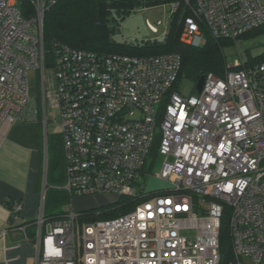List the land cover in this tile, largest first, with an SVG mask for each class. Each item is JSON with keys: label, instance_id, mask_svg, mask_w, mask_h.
Returning <instances> with one entry per match:
<instances>
[{"label": "built area", "instance_id": "built-area-1", "mask_svg": "<svg viewBox=\"0 0 264 264\" xmlns=\"http://www.w3.org/2000/svg\"><path fill=\"white\" fill-rule=\"evenodd\" d=\"M29 1L33 13L25 15L20 0H0V129L41 124L47 144L55 112L62 189L143 198L125 215L80 228L72 205L49 224L43 205L33 238L22 202L7 199L12 229L34 245L35 264H221L226 208L233 264H264V61L224 77L206 74L198 95L170 94L180 54H98L57 44L48 57L44 21L56 0ZM182 3L192 13L181 35L186 44H199L202 26L215 38L237 40L264 25V0ZM168 7L171 15L180 3ZM32 71L41 88L36 96ZM158 155L164 162L155 176L170 188L148 193L141 182L153 175Z\"/></svg>", "mask_w": 264, "mask_h": 264}, {"label": "trees", "instance_id": "trees-1", "mask_svg": "<svg viewBox=\"0 0 264 264\" xmlns=\"http://www.w3.org/2000/svg\"><path fill=\"white\" fill-rule=\"evenodd\" d=\"M180 3L179 13L170 15L168 31L162 42L149 41L145 44L120 43L115 40L117 27L120 21L126 20L138 10ZM20 6L25 15L33 13V5L29 0H20ZM190 10L183 6L182 0H56L45 15L44 24V47L49 57L57 44L81 50L91 51L98 54L122 53L132 56H158L169 53H178L181 56V70L178 80L170 90V94L178 90L180 83L187 81L196 89L197 82L202 76L213 73L217 77H224L225 71H240L264 61V53L254 59L241 60L238 66L228 67L223 47L244 40L252 33L264 30V25L244 34L237 40L215 38L209 30L202 26L205 44L203 46L186 44L181 41L184 20L191 16ZM118 23V26L115 25ZM168 99H164L160 113ZM160 117V121H161ZM41 126V124H39ZM43 137V133L41 134ZM161 136L157 139L151 150V155H157ZM48 181L46 188L44 218L46 224L53 223L65 218L67 211L64 206L70 204L71 195L59 186L65 183V158L63 151V139L59 134L48 135ZM145 199V198H144ZM143 198L133 200L122 196L120 200L98 212H85L77 216L76 225L81 227L85 223L98 220L113 219L130 212ZM229 211L223 219L220 231L221 264H233L231 239L228 231ZM24 224L33 228L31 238L36 233V221H28Z\"/></svg>", "mask_w": 264, "mask_h": 264}, {"label": "crops", "instance_id": "crops-1", "mask_svg": "<svg viewBox=\"0 0 264 264\" xmlns=\"http://www.w3.org/2000/svg\"><path fill=\"white\" fill-rule=\"evenodd\" d=\"M48 159V145L44 141L42 125L19 123L4 124L1 127L0 264H35L36 249L20 232L12 229L6 201L13 199L22 202L23 223L37 221L42 206H45L49 184ZM27 231L31 234L33 228Z\"/></svg>", "mask_w": 264, "mask_h": 264}, {"label": "rangeland", "instance_id": "rangeland-1", "mask_svg": "<svg viewBox=\"0 0 264 264\" xmlns=\"http://www.w3.org/2000/svg\"><path fill=\"white\" fill-rule=\"evenodd\" d=\"M169 5L170 4L138 10L135 13L131 14L129 17H127L126 20L120 21L119 26L118 23L115 22V25L118 26L115 35V40L120 43L133 44H145L149 41L156 40L162 42L168 31V26L170 22V12L168 7ZM179 12H176V14L179 13V15H181L183 11L180 10ZM147 21H149L155 26H158V34H154L151 32L147 25ZM159 22H161L162 25H158ZM198 43L199 46H203L205 44V40L202 39ZM222 51L228 67L235 66L236 60L241 62V60L257 58L264 53V30L250 34L239 43L227 46L225 45ZM226 73L227 71H225L224 74L226 75ZM29 83L32 95L36 96L37 93L40 94L41 88L37 72L32 71L30 73ZM178 90H181L182 92H185L187 94L198 95L197 90H193V86L187 81H183L182 83H180ZM50 118L51 121L49 122V134H59L60 129L57 124V113L51 112ZM163 162L164 157L158 155V157H156V164L153 169V175L148 178H143L141 185H143L145 192L149 193L170 188L169 183L158 179L155 176V174L161 170ZM120 198L121 197L118 194L113 192H100L88 195H74L71 196L70 204L68 206H64V208H66L67 211L68 207L72 205V208L77 215L85 212L98 213L117 203Z\"/></svg>", "mask_w": 264, "mask_h": 264}, {"label": "water", "instance_id": "water-1", "mask_svg": "<svg viewBox=\"0 0 264 264\" xmlns=\"http://www.w3.org/2000/svg\"><path fill=\"white\" fill-rule=\"evenodd\" d=\"M204 80H205V76H202L201 79L197 82L196 90L198 93L202 92Z\"/></svg>", "mask_w": 264, "mask_h": 264}]
</instances>
